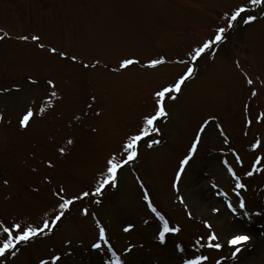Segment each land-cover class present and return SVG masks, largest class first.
<instances>
[{"label":"rangeland","instance_id":"374dc122","mask_svg":"<svg viewBox=\"0 0 264 264\" xmlns=\"http://www.w3.org/2000/svg\"><path fill=\"white\" fill-rule=\"evenodd\" d=\"M238 3L0 0V35L7 34L0 40V219L40 223L55 215L57 189L66 188L71 197L91 188L109 154L151 110L153 92L189 66L176 61H187L189 51L213 35L224 23L223 15ZM252 12L256 21L229 29L224 42L197 63L194 76L172 103L170 118L160 125L161 145L155 150L143 146L140 158L119 177L118 187L98 198L100 204L96 197L78 201L53 235L20 245L16 256L0 258V264H39L42 257L50 259L53 250L63 255L64 264H81L80 257L82 264H103L99 255L113 264L109 251L121 264H184L205 255L206 264H264V121L259 119L264 116V9ZM24 35H39L44 50L31 39H20ZM50 47L75 54L76 63L52 57ZM123 58H138L141 64L113 72ZM155 58L168 62L155 70L143 67ZM96 60L97 68L82 67ZM29 78L39 84H30ZM50 78L62 99L54 100V107L38 115L27 131L19 128L26 108L45 107L42 100L47 99ZM205 121L211 124L177 191L172 185L178 161ZM68 139L74 143L67 144ZM49 161L53 168L47 167ZM225 161L245 185L243 190H234ZM141 181L170 227L180 228L167 234L171 241L166 246L156 239L160 222L146 206ZM240 198L246 203L244 212L237 206ZM82 207L89 216L82 215ZM259 213L261 219L249 220ZM97 220L106 229L110 250L91 247L94 242L103 245L97 240ZM205 223L218 234L220 250L204 242L197 245L209 235ZM234 234L251 239L232 261L235 250L227 241Z\"/></svg>","mask_w":264,"mask_h":264},{"label":"snow or ice","instance_id":"6c2138e0","mask_svg":"<svg viewBox=\"0 0 264 264\" xmlns=\"http://www.w3.org/2000/svg\"><path fill=\"white\" fill-rule=\"evenodd\" d=\"M256 7L264 9V0H240V3L236 4L233 9H230L223 15L222 19L224 23L216 28L213 35H210L198 46L189 51L187 54V61L183 59L176 61V63L188 64L189 66L186 67V69L181 72L172 82L161 85L153 92L151 110L142 114L140 122L135 131L127 133L125 138L121 141L119 147L109 154L105 161L104 167L96 176L95 184L91 188L88 190H83L78 194H74L71 197L66 195V188L60 187L57 189L54 194L57 197V204L54 206L57 209L56 213L51 218H43L40 223H36L34 221L29 223L26 221L22 224L16 221L7 222L0 219V237H2L0 238V258L6 260L9 255L16 256L20 245L29 244L31 241L41 236L48 237L49 235H53L59 224H61L63 220L67 218L66 214L70 212L72 206H74L78 201L92 202V198L96 197L97 199H95V203L100 204L101 200L98 198L102 197L107 189L118 187L119 177L128 166L132 165L140 158L141 148L143 146L146 145L147 149L155 150L159 145H161V139L157 138L163 134V130L160 125L166 119L170 118V109L172 103H174L183 93V89L187 86L186 82L194 76L197 63L201 59H204L206 54H210L214 47L219 46L224 42L226 33L229 29L234 28L240 22H243L245 25H250L256 21L257 16L252 12V8ZM6 35V33L5 35H0V40L5 39ZM20 39L23 41H29V39H31V41L37 42L39 48L42 51L45 48V45L41 42V37L39 35H32L31 37L24 35L20 37ZM48 52L54 58L59 57L61 60H69L73 64H75L77 61V56L75 54L70 55L65 51L58 50L56 47H50ZM167 62L168 61L165 58L150 59L146 64H143V67L145 69L155 70ZM99 64L100 61L96 60L95 63H84L82 67L84 69H94L97 68ZM140 64L141 61L138 58H123L119 61L118 66L112 69V71L123 73V71L130 70L133 66ZM29 82L32 85L39 84L37 79L29 78ZM46 83L49 86V92L47 94V99L42 100L45 107H40L38 110L34 109L33 107L26 108L18 120L19 128L27 131L38 115L43 117L48 108L54 107V100L62 99L59 94L58 84L55 79L50 78L46 81ZM247 83L251 85L253 83L252 79L249 78ZM15 91L20 92L22 89L16 88ZM252 95H256V93L253 92ZM91 99L93 102H95L96 97L93 96ZM35 103L36 101L33 100V104ZM87 107L91 109L92 103H89ZM95 114L97 116L101 115L99 111H97ZM75 119L80 120L81 117L76 116ZM259 119L264 121V116L260 117ZM3 120L4 117L0 115V123H2ZM248 123L251 124V121H248ZM210 124L211 121L202 122L194 134L193 141L188 151L178 161L174 182L172 185V187L177 191H179L180 181L185 175L190 162L196 155L197 148L201 143L202 137L206 134ZM73 143L74 141L72 139L67 140V144L71 145ZM257 147H259V145H257ZM59 152L61 155H64L65 149L62 147L59 149ZM237 160H240L239 156H237ZM227 165L228 162L225 161L227 172L236 182L234 190H243L245 185L240 182V177L230 166ZM47 167L53 168L54 164L49 161ZM252 174L253 173L251 171L248 172L249 176ZM137 179H139V177H137ZM51 182V180L48 181V183ZM4 183L7 184L8 181L5 180ZM140 187L143 190V199L146 202L147 208L151 211V213L155 214V218L160 222V224L156 226V229L159 232L158 239L163 243L165 241L166 234L179 233L180 228L170 227L169 221L157 210V207L154 206V203L150 198L149 190L142 181L140 183ZM213 187H216V185H213ZM235 194L237 197L241 196L240 191H236ZM221 195L227 197V193H221ZM181 203H184L183 198H181ZM238 205L240 209H244L246 207V203L242 198L238 200ZM227 207L231 209L233 214L236 213L237 210L232 206L231 203H229ZM215 211L219 212V209H215ZM82 215L85 217L90 215L87 207H82ZM191 215L192 214L189 213L190 217ZM96 224L98 228L97 240L102 241L103 245L100 242H94L91 247L96 250H101L104 245H108L109 240L105 227L100 224L99 220L96 221ZM161 225L162 230H160ZM204 226L209 229V235L206 241H204L203 237L196 241L197 245H200L202 242H204L209 249L220 250L222 245L218 242V234L212 231L211 224L205 223ZM131 230V226L124 228L125 232H129ZM250 239V235H232V238L228 240L227 243L235 250L233 256L238 254L242 250L241 246L246 245ZM67 245H71V240L67 241ZM129 251H131V249H129ZM49 257L50 259L42 257L39 260V264H64L63 255L59 252H56L55 250L49 253ZM208 260L209 257L205 255L195 259H188L184 262V264H205V262ZM115 264H121V261L117 258Z\"/></svg>","mask_w":264,"mask_h":264}]
</instances>
